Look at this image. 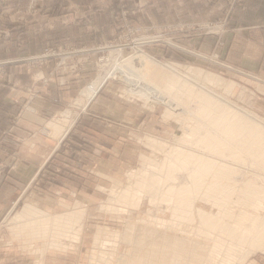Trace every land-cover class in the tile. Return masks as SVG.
<instances>
[{"label": "rangeland", "instance_id": "1", "mask_svg": "<svg viewBox=\"0 0 264 264\" xmlns=\"http://www.w3.org/2000/svg\"><path fill=\"white\" fill-rule=\"evenodd\" d=\"M147 1L0 0V45L3 44L1 40L11 38L12 30L21 31L8 46L10 48L7 50L10 52L7 54L14 56L12 54L20 50L34 49L37 52L41 50V54L29 58L34 66L37 65V69H30L32 79L34 77L35 82L42 80V84L44 82L52 83L61 88L58 96L60 103L56 108L57 114H53L47 123L42 124L34 135L46 140H60L64 133L61 128L65 125L64 122H61V114L71 111L79 115L71 128L74 133H70L69 138L67 132L66 136L57 142L55 151L50 154L49 164H52L50 170L52 169L51 171L56 174H67L69 178H85L83 181H88V186H84V189H82V185H78L74 188L76 189L74 194L68 193L70 206H66V208L69 210L57 212L54 215L33 207L39 212L36 211L35 218H41L31 221L39 220L40 222H35L37 226H41L40 223H42L40 227L42 230L38 234L37 241L27 243L28 245L32 244L30 247L34 254L43 256L49 250H58L59 254L72 252L75 264H93L92 258L96 255H100L101 260L94 264H129L131 260L132 264H203L208 259L209 253L200 249L191 252V241L194 245L206 241L208 232L204 231H209L210 228L200 226L199 213H189L190 216L188 214L191 222L185 219V214L183 215L185 218L182 217L185 221L181 219L180 215L177 217V212L183 213L177 206V201L179 202L181 198L175 197V203L169 200L168 192L171 188L176 187L179 190L192 183L188 171L184 170L177 159L173 158V150L180 148L207 159L229 164L235 171L240 170V172L237 171L239 177L248 173L264 180V170L232 162L230 161L232 159L209 153L202 145L194 144L200 139L202 133L211 127H204V130L198 133L197 129L199 128L197 127L200 125V119L197 121L192 116V109L189 112V108L194 105V102L190 101L185 105L187 101L180 100L181 95L184 94V88H186H180V85L184 84V76L192 77L193 71L200 72L202 75H212L220 79L221 84L209 85L202 77L198 76L206 90L193 85L195 92L202 94L210 102L219 101L207 91L211 90L235 106L231 108L230 105L221 102L222 107L226 108L228 105L226 109H230L240 117L245 116L246 119L248 117L245 112L254 114L264 122V76L259 75L262 70L253 69L257 72H248L249 74H247L245 71L231 68L225 60L228 48L224 36L228 31L225 30L224 17L217 20H213V17L209 19L210 11L215 10L223 3L228 9L238 6L244 8L249 6V0H191L192 5H190L195 14H191L190 18L196 21L182 22L183 20L177 19L171 13L168 18H175L176 20L172 22H177L173 25H165L161 22L158 25L148 24ZM166 8L169 14L170 7ZM256 8L254 13L257 11ZM240 12L242 14L238 15L235 27L231 28L230 26L232 32L229 33V42L236 39L235 33L238 26L244 24L241 19L245 16L242 10ZM2 17L4 18L2 19ZM156 18L159 17L156 16ZM86 23L92 30L89 37L79 31V28ZM34 25L37 27L36 30ZM100 26L106 27V31L97 38L94 36V30ZM190 34H195L198 37L207 34L216 35L218 40L214 50L198 52L193 47L186 48L181 45L179 39L184 37L183 35ZM140 54L151 56L159 63L175 69L179 75H182V78L174 79L179 84L171 87V84L162 80L164 87L159 88L158 96L154 94L129 95L127 85L121 77L117 78L118 75L114 74L105 80L94 99L85 110H82V105L87 102L82 95L83 91L95 80L105 77L111 70L114 71L117 68L122 70L123 67L132 74L133 78L146 82L148 73L143 70L142 62L137 58ZM162 69L164 70L165 67ZM34 70L37 71V74L40 71L42 74L34 76ZM8 79L9 74L6 68L0 69V85L13 88L15 85ZM76 83L78 85L69 90ZM15 89L27 93L28 99L40 98V92L35 91V88L27 86L17 88L15 86ZM104 89L108 92L107 101L119 103L127 108H130L131 104L138 109L140 115L138 125L134 131L130 132L127 139L134 146L132 148L130 145V147H123L121 151L124 156L123 160H107L106 170L102 172L105 175L99 177L97 172H99L100 166L95 165L86 157L96 156V154L83 143L85 139L81 138L80 133L93 124L90 119L92 117L89 115L96 114L90 113L91 105ZM243 111L245 112L243 113ZM218 119L216 123H210V126L215 125L214 128L220 130L223 127ZM11 124L13 126L18 124L17 116ZM45 128L49 130V136L42 135ZM150 140L160 143L157 144L159 146L150 147ZM113 146L115 145H111V149L106 152L107 156L118 154L117 148L115 149ZM2 147H0V151ZM127 148L133 149L137 154L135 155L134 152H130L131 149ZM86 158L90 160L87 165L84 164ZM61 161H64L63 164H67L69 167L67 169L60 167L58 163ZM153 164H158L160 167L157 170V175L152 173L154 171ZM91 171L94 174H91ZM80 172H82V177L79 176ZM135 174L139 176L132 180ZM131 180L134 184L132 193L125 201L119 197V193L123 191L127 183H131ZM158 184L161 190L157 188L158 191H149L150 185L155 187ZM147 185L149 186L147 187ZM56 191L60 192V190ZM151 195L154 196V199ZM200 197V195H196L192 198L197 199L193 206L203 212L217 214V206ZM27 198H30L29 194L26 196ZM27 205L33 206L28 200H23L17 206L14 214L0 218V238L4 236L5 239L12 238L8 230L12 227L11 223L28 222L16 217ZM76 217H80V219L74 221L77 219ZM32 218L34 217L32 216ZM59 218H63V222L72 220V224L68 227H63L61 224L56 225L54 221ZM188 224L192 226L186 227ZM182 229L183 233H181ZM99 231H102L103 234L99 235ZM184 232L188 237L190 233L192 235L190 234L191 236L187 238ZM199 232L200 236L197 235ZM12 241L11 239V243H9V239L8 248H17L18 244ZM177 242H187L190 247L187 251L174 253L171 246ZM2 245L6 246L7 244L0 239V248L4 247ZM250 252L251 249L246 247L241 252L242 255H239L240 257L246 256L243 264H264V251L257 248L249 255ZM172 256H175L174 260ZM71 261L60 260L58 264H70ZM26 263L31 264L30 260H27Z\"/></svg>", "mask_w": 264, "mask_h": 264}, {"label": "crops", "instance_id": "2", "mask_svg": "<svg viewBox=\"0 0 264 264\" xmlns=\"http://www.w3.org/2000/svg\"><path fill=\"white\" fill-rule=\"evenodd\" d=\"M249 2L247 7L238 6L229 9L223 3L215 10L210 11L209 19L213 17V20H217L224 17L225 30L228 31L224 36L228 48L225 57L226 63L231 68H237L247 74H249L248 72L256 73L255 69L262 70L259 75L264 76V0H249ZM190 4L191 0H148V24L158 25L160 22L165 25L176 24L177 22H172L176 20L175 18H168L171 13L177 19L183 20L182 22L196 21L190 18L191 14H195L191 7L192 4ZM166 7H170L169 14ZM255 8L256 13L253 12ZM240 10L245 16L241 19L244 24H240L237 32L235 31L236 39L229 42L231 28L235 27L238 15L242 14ZM88 23L82 25L79 31L89 37L92 30L89 29ZM36 25H34L35 30ZM13 27L14 25L11 28L13 29ZM105 29L106 27L100 26L94 30L95 32L93 31L94 36L97 38L102 36L106 31ZM13 31L10 30L11 38L1 40L3 44L0 45V69L6 68L9 74L8 80H11L10 82L17 88L20 86L35 88V91L40 92V98L28 99V94L15 89V86L11 88L0 85V147L3 146L0 151V218L14 214L17 206L23 200H28L33 206L46 213L56 215L57 212L69 210L66 208V206H70L68 193L70 192L72 195L76 190L74 189L75 186L78 185H82V189H84V186H88V181H83L85 178H69L67 174H56L51 171L52 169L50 170L52 168V164H49L50 154L55 151L57 142L66 135L60 140H46L34 134L42 124L50 120L49 118L53 114H57L56 108L60 103L58 96L61 88L52 83L44 82L42 84V80L35 82L34 77L32 79L30 69H37V65L34 66L29 58L38 56L42 53L41 50L38 52L34 49L20 50L12 54L14 56L7 54L10 52L7 50L10 48L8 46L21 33V31ZM183 36L179 39V43L186 48L193 47L198 52L213 51L218 40L214 34H207L202 37L195 34ZM38 74L41 75L42 72L40 71ZM38 74L34 70V76ZM77 85L76 83L69 90L74 89ZM100 93L101 95L92 103L90 110V113H95L97 116L90 114L93 124L80 133L81 138L85 139L84 141L82 139L83 143L96 154V156L86 157L95 165L100 166L99 172H97L99 177L105 175L102 172L106 170L107 160H123L124 156L121 153L123 147L131 146L132 148L134 146L127 139L130 132L134 131L138 125L140 115L138 109L131 104L130 108H127L119 103L107 101V90L104 89ZM16 116L18 117V124L13 126L11 123ZM109 120L111 121L109 122ZM70 133H74V130L70 129L68 132L69 138ZM2 143L4 144L2 145ZM111 145H115L113 147L117 148L118 154L107 156L106 152L111 149ZM130 152L137 154L133 149ZM88 159H85L84 164H88L90 161ZM63 162H59V166L67 169L69 166ZM81 173L80 177H82ZM56 190H60V192ZM54 192L55 194H53ZM28 194L30 198L26 199ZM38 221L10 224L12 226L8 228L12 236V238L9 237L10 242L9 239H5V236L0 238L7 244L0 248V264H27V260H30L31 264H38V261H40L39 264L42 261L43 264H58L60 260L65 262L72 260L70 264H75L74 253L72 252L59 254L58 250H49L45 256L31 252L30 246L32 244H28L37 241L38 234L42 230L40 228L42 223H40L41 226L35 225V222ZM11 239L13 243L18 244L17 248L13 247L14 244L12 245L13 249L8 248V242L11 243Z\"/></svg>", "mask_w": 264, "mask_h": 264}, {"label": "bare ground", "instance_id": "3", "mask_svg": "<svg viewBox=\"0 0 264 264\" xmlns=\"http://www.w3.org/2000/svg\"><path fill=\"white\" fill-rule=\"evenodd\" d=\"M137 58L141 60L143 70L148 73L146 82L133 78L132 74L123 67L122 70H120V68H117L114 71L111 70V72H109L105 77L95 80L83 91L82 95L84 99L87 100V102L82 105V110H85L89 103L94 99L105 80L111 78L114 76V74L118 75L117 78H122L123 82L127 85L129 95L141 94L142 96H147L154 94L158 96L160 93L159 88L164 87L162 80H164L167 84H171V87L177 86V84H179L174 79L180 77L182 78V75H179L178 72L172 67L165 66L162 63L156 61L153 57L146 54H140ZM162 67H165V69L163 70ZM191 76L192 77H183L185 79V81L183 80L185 86L182 84L180 85V88H186H184L185 91L183 92L184 94L181 95L182 97H180V100H186L187 102L184 101L186 102L185 105H187L190 101L194 102V105L190 106L189 112L192 109V116L195 117L197 121L200 119V125L197 127L199 128L197 129L198 133L201 130H204V127H211V129H208V131L202 133L200 139L194 142V144L202 145V147L209 153L232 159L230 160L232 162H237L238 164L240 163L243 165L247 164L249 166L255 167L258 170H264V128H262V126H264V122H262L261 119L257 118V116L254 114L252 115L251 113L243 111V113L245 112L246 117L249 118L246 119L244 118L245 116L240 117L237 113H234L230 109H226L228 105H230L231 108L233 105L223 97L217 96L218 94L212 92L211 90L207 91L212 96L218 98L219 101L210 102V100L204 98L202 94L195 92L193 88L194 85L199 89H205L201 79H198V76L202 77L209 85L221 84L220 79L212 75H202L200 72L196 73V71H193ZM155 78H157V81H155ZM222 84L224 83L222 82ZM180 88L178 89L181 91ZM221 102L228 104L226 108L222 107ZM201 104H204L205 106H202ZM78 117L79 115L77 113H73L71 111H66L65 113L61 114V122H64L65 125H63V128H61L64 133L60 138L69 132ZM217 119L219 120L218 122L220 125L223 127L220 130L215 129V125L210 126V123H216ZM150 141V147L155 148L159 146L157 144H160L153 140ZM173 151V158L177 159L183 169L188 171V175L192 179L190 186L180 188L179 190H177L176 187H173L168 192L170 196L169 200L171 202L175 203V197L181 198L179 202L177 201V206L180 209L179 211H182L183 213L177 212V215H175L177 217L180 215L182 219L183 215L185 214L186 218H183L191 222L192 220L188 218V214H193L194 212L197 214L199 213L198 215L201 220L200 226H208L210 228L209 231L206 229V231H204L206 233L208 232L206 234V241L198 242L197 245H194L192 243L193 241H191V252L197 251L199 249L206 250L209 253V256L206 262L203 264H243L245 262L246 256L240 257L239 255L244 250V248L248 247L251 249L249 255L257 248L264 251L263 178L261 179L258 176H251L248 173H245V175L239 177L237 175V171L240 172V170L235 171L232 166L224 162L221 163L212 159H207L204 156L196 155L194 152L192 153L189 151H184L180 148H175ZM153 167L154 171L152 173L153 175H157V170H159L160 167L158 164H153ZM138 176V174H135L132 180L137 179ZM132 180L131 183H127V186L122 192L119 193V197L125 201L129 199L132 193L134 185ZM148 186L149 185H147V187ZM159 186V184L155 187L150 185L149 191H158L159 189L157 188H160ZM200 191L203 192L201 193ZM196 195H200L203 200L212 202L214 205H216V210L218 211L217 214L208 211L203 212L201 209L195 208L193 205L197 199L195 200V198H192ZM151 197L154 199L153 195H151ZM33 207L34 206L27 205L22 212L17 214L16 217L18 219H25L26 221L41 218H35V214H37L38 211ZM174 207L176 208V206ZM176 210L178 211V208ZM32 216L34 218H32ZM76 218L77 219H74V221L80 219V217ZM182 220L185 221L184 219ZM54 222L56 225H63V227H68L72 224V220L71 222H63V218L56 219ZM191 226L192 225L188 224L186 227ZM183 231L184 230L182 229L181 233H183ZM191 232L194 233V231ZM101 234H103V232L99 231V235ZM185 234L186 233L184 232V235ZM190 234L192 235V233ZM190 234L189 237L191 236ZM197 235L200 236V232L197 233ZM186 236L189 238L187 234ZM171 247L174 253H181L182 251H187L190 247V244H187V242H177ZM172 259L174 260L175 256H172ZM100 260V255H96L92 258L93 264L98 263ZM129 264H132V260L131 263L129 262Z\"/></svg>", "mask_w": 264, "mask_h": 264}, {"label": "built area", "instance_id": "4", "mask_svg": "<svg viewBox=\"0 0 264 264\" xmlns=\"http://www.w3.org/2000/svg\"><path fill=\"white\" fill-rule=\"evenodd\" d=\"M42 135L49 136V130H48L47 128H45V129L42 131Z\"/></svg>", "mask_w": 264, "mask_h": 264}]
</instances>
